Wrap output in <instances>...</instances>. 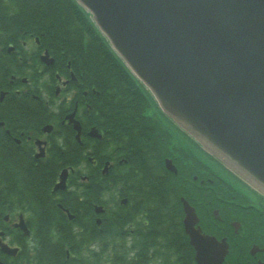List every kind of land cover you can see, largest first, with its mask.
Returning <instances> with one entry per match:
<instances>
[{
	"label": "flooded vegetation",
	"instance_id": "obj_1",
	"mask_svg": "<svg viewBox=\"0 0 264 264\" xmlns=\"http://www.w3.org/2000/svg\"><path fill=\"white\" fill-rule=\"evenodd\" d=\"M9 45L15 48L9 50ZM21 45L23 48L9 43L5 49L0 45V264H103L106 259L95 257L103 247L97 234L108 240L106 248L110 249L111 216L116 211L125 214L120 231L124 236L122 243L130 247L126 261L186 263L183 251L177 254L158 251L159 234L152 243L150 237L147 241L144 238V230L151 229L152 224L158 233L162 221L170 225L171 232L176 227L175 206L169 210L168 220L160 218L159 209L167 204H161L159 195L152 194L160 185L158 176L141 179L139 188L143 193L137 198L132 195L134 188L124 185L127 180L119 176L132 171L133 167L125 166L130 152L147 151L144 142L114 145L112 129L102 125L101 117L106 111L104 97L94 85H81L72 60H66L63 52H49L34 37L21 40ZM46 51L52 61L43 58ZM74 110L75 119L82 124L81 140L69 118ZM92 127H97L102 137L90 136ZM195 155L200 159V171L208 172L207 154L196 146ZM107 161L110 169L104 172ZM63 169H67L66 185L55 189ZM156 169L150 158L143 160V173L153 171L157 175ZM196 180L200 182L197 184L200 193L194 200L189 199L199 216L196 226L218 240H227L228 252L221 264H264V227L257 225L255 217L250 226L241 218L250 211L246 207L259 206L256 203L239 206L240 201L235 199L236 184L217 186L205 183L206 178ZM209 190L214 192L211 198ZM114 191L118 204L113 203ZM98 205L104 209L100 214ZM216 209L219 221L211 216ZM183 212L181 238L191 258L195 249L185 230ZM86 231L88 242L67 243L69 235L78 237ZM60 233L66 234L62 243L58 241ZM136 244L138 248L155 244L156 253L149 254L145 261L144 257L131 259L136 255ZM62 248L66 257L57 258L56 249ZM77 248H81L78 253L83 257L76 256Z\"/></svg>",
	"mask_w": 264,
	"mask_h": 264
},
{
	"label": "water",
	"instance_id": "obj_2",
	"mask_svg": "<svg viewBox=\"0 0 264 264\" xmlns=\"http://www.w3.org/2000/svg\"><path fill=\"white\" fill-rule=\"evenodd\" d=\"M77 1L161 110L264 194V0ZM182 201L196 259L218 264L225 240L202 234Z\"/></svg>",
	"mask_w": 264,
	"mask_h": 264
},
{
	"label": "trees",
	"instance_id": "obj_3",
	"mask_svg": "<svg viewBox=\"0 0 264 264\" xmlns=\"http://www.w3.org/2000/svg\"><path fill=\"white\" fill-rule=\"evenodd\" d=\"M29 34L41 35V39L50 50L63 49L66 54L71 55L78 68L82 85H96L101 89V96L104 97L103 102H106L108 110L105 112L108 116L105 124H112L114 145L123 146L126 143L144 142L147 151L138 154L130 152L126 166L133 167L132 171L119 176L127 180L124 185L128 184L127 186L134 188L133 198L143 193L139 188L142 178L158 176L160 185L152 194H158L161 204H167L159 209L162 212L160 218L168 220L169 210L174 206L177 213V224H174L176 227L173 232L169 230L170 225H167L165 221L161 222L159 233L156 229H152L154 225L152 224L151 229L144 230L145 241L150 237V243H152L159 234L161 246L158 251L173 252V254L183 251L185 257L183 261L186 260L184 264H195L193 257L190 258L186 254L188 250L185 249L181 238L183 230L180 221V196L194 199L200 193L196 191V182L193 181V175L200 173L194 154L185 144H173L172 132L164 116L162 113H159L161 117L155 116L156 112L153 109L155 102L152 97L114 53L89 14L76 0H0V45L5 49L8 43H13L22 48L21 40ZM166 155H176L177 173L168 171L163 165V158ZM147 158H150V163L157 165V175L153 171L150 174L142 172V162ZM211 176L217 179L214 174ZM209 194L214 192L209 191ZM97 196L99 198V193ZM238 197L242 196L238 195ZM134 201L136 204L137 201ZM116 213L113 214L114 227L111 230L113 247L107 250L108 240L97 234L103 242V247L95 256L97 259L107 256L111 258L113 264H125L124 260L129 259L130 252V247L125 246L121 241L124 236L120 228L125 214ZM256 218L259 220L257 225L264 227V215ZM244 221L246 225H253L254 217L250 214L248 218H244ZM135 237L138 238L136 234ZM65 238L66 234L60 233L58 241L62 243ZM88 239L89 231H86L78 237L69 235L66 241L67 243L88 242ZM155 247V244H145V248H138L136 244L134 246L136 258L131 257V259L144 257L145 261L149 254L156 253ZM80 249L75 250L77 257H83L78 253ZM64 251V248L56 249V257H66ZM126 262L137 264L136 260Z\"/></svg>",
	"mask_w": 264,
	"mask_h": 264
},
{
	"label": "bare ground",
	"instance_id": "obj_4",
	"mask_svg": "<svg viewBox=\"0 0 264 264\" xmlns=\"http://www.w3.org/2000/svg\"><path fill=\"white\" fill-rule=\"evenodd\" d=\"M28 37V35L27 36H25V38H27ZM25 38H23V39H25ZM46 44V43H45ZM46 46L48 47V45L46 44ZM105 119L103 120V123L105 124V122H106V118H108V116L105 114ZM105 127L107 128V129H112V131H113V128H112V124H105ZM113 136L114 135H112V140H113ZM185 218V217H184ZM180 219H181V216H180Z\"/></svg>",
	"mask_w": 264,
	"mask_h": 264
},
{
	"label": "rangeland",
	"instance_id": "obj_5",
	"mask_svg": "<svg viewBox=\"0 0 264 264\" xmlns=\"http://www.w3.org/2000/svg\"><path fill=\"white\" fill-rule=\"evenodd\" d=\"M30 45H31V47H32V46H33V43L31 42ZM112 193H113V192H112ZM115 197H117V191L113 193V199H114Z\"/></svg>",
	"mask_w": 264,
	"mask_h": 264
}]
</instances>
